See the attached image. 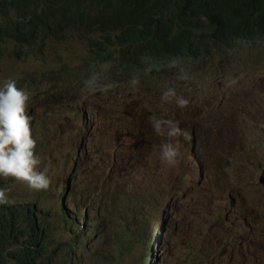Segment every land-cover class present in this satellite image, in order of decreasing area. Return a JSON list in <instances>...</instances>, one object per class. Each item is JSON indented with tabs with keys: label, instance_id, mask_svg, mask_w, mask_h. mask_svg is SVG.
Here are the masks:
<instances>
[{
	"label": "rangeland",
	"instance_id": "obj_1",
	"mask_svg": "<svg viewBox=\"0 0 264 264\" xmlns=\"http://www.w3.org/2000/svg\"><path fill=\"white\" fill-rule=\"evenodd\" d=\"M255 45L243 42L240 50L241 57H228L225 62H219L218 55L210 58L211 60L193 61V76H197V79L202 75L213 77L207 80V85L211 82L209 93L198 96L204 90L201 87L195 92L196 98L176 94L177 91L184 94L188 92V89L182 86L191 82V74L182 71L179 65L177 70L173 61L162 65L160 75L152 74L147 70L148 72L141 73L136 81H130L131 74L120 71L119 67L116 75H119L120 71L121 83H113L114 76L107 72H104L102 77L96 75V78L92 79L97 85L96 92L90 94L85 85L75 84L71 75L63 73L66 65L73 64L72 59L64 57L62 53H66L70 44H53L54 50L45 53L47 61L42 65L4 60L0 67V81L5 78H14L21 82L27 91L29 99L26 105L34 109L35 118L38 121L40 164L37 169H45L54 180L53 191L41 195L25 186L13 185L10 191L11 198L29 202L27 195L41 197L43 201L40 204V211L49 222L55 225L54 242L61 246L65 243L73 245L74 240L71 234L67 233V227L51 219L49 214L52 208L59 209L60 197L64 192L80 206L79 212L84 211L85 201L80 197L85 195L86 191H81L79 186L70 189L66 187L65 181L71 168V159L75 153H82L84 149L77 146L80 136L75 133L72 123L62 120L69 101L58 96L63 89L75 90L82 98L87 97L90 100L89 103L95 102V107L99 110L96 119V137L92 142V155L93 157L102 156V158L98 159L97 173L90 179L99 180L104 168V174L110 177L108 185L114 184L115 189L128 190L127 187L131 185L133 194L156 191L162 196L163 201L156 211L158 218L154 220L157 223V234L167 238L166 248L171 255L168 264L172 263L176 256L183 255L180 249L187 243L195 246L196 254L200 253L202 243L205 244L207 253L211 256L212 251L219 249L225 239L224 236L229 233L232 235L227 241L233 242L234 247L230 249L225 247L223 251L219 249L215 263L212 259L211 262L214 264L240 262L238 258H233V252L241 246L240 252L246 253L242 258V264H264V189L256 187L255 182L258 177L256 169L244 175L241 165L235 158L236 156L244 157L247 166L255 167L264 164V128L254 127V131L259 134L257 141L260 151L252 148L253 138L248 135L251 133L249 125L257 124L248 121L251 117L264 122V77H262L264 54L262 47L255 49L253 47ZM196 70L198 73L195 72ZM177 71L181 72L176 79L174 77ZM24 73L32 75L30 81ZM19 74L21 77L18 76ZM63 79L69 80L70 83L66 86L60 85ZM241 80L250 82L248 89H240L243 86ZM146 83L151 86V90H148ZM175 83L176 87H174ZM169 88L174 89L177 97L187 99L188 104L179 107L175 103V98L162 99V94ZM206 97L212 98L204 108L201 105L205 103ZM152 99L158 100L151 102ZM195 99H197L196 102H194ZM140 108H142L141 115L137 111ZM77 109L80 113L82 106H78ZM113 118L118 122H114ZM129 118L130 122L126 120ZM151 118L177 121L182 132L174 137L157 134L152 129ZM125 130H129L133 137L123 136ZM108 135L113 137L112 149L109 151L107 150ZM192 135L194 144L192 151L189 152L190 142L184 141L192 140ZM118 143L123 148L116 152L114 148ZM163 143H172L177 149L175 163L172 165L164 163L158 155L159 146ZM194 159L205 164V175L200 185H197L199 178L193 163ZM87 174L83 171L81 176ZM240 186L244 189H240ZM229 192L239 198L233 199V203L231 202L228 208L230 211L226 215L225 204ZM219 195L225 196L223 202L218 201L221 198ZM238 200L241 201L242 214L248 217L251 225L248 238L234 234V228L229 226L228 217L237 207ZM212 203L215 210L220 212L218 214H222L223 217L216 219L213 215L209 217L201 215L208 204ZM163 209L166 210V214L164 220L160 222ZM88 222L92 224L90 220ZM71 230L73 231L72 227ZM102 237L105 238V236ZM105 245L108 249V243ZM74 246H78L76 251L84 258H91L99 247L94 239L88 244L80 243L76 239ZM238 252L237 250L236 253Z\"/></svg>",
	"mask_w": 264,
	"mask_h": 264
},
{
	"label": "trees",
	"instance_id": "obj_2",
	"mask_svg": "<svg viewBox=\"0 0 264 264\" xmlns=\"http://www.w3.org/2000/svg\"><path fill=\"white\" fill-rule=\"evenodd\" d=\"M243 42L256 44L255 49L262 47L264 54V0H0V67L8 59L42 65L47 61L45 53L54 50L53 44H70L62 53L73 64L66 65L63 73L71 75L75 84L85 85L90 94L97 88L92 79L102 77L104 72L114 76L113 83H121L120 71L116 75L118 67L135 76L146 70L160 75L162 65L173 61L177 70L179 65L192 74L195 60L215 55L222 62L228 57L240 58ZM24 76L31 80L29 73ZM16 85L23 88L21 82ZM83 101L90 102L87 97ZM113 121L118 122L115 118ZM248 121L264 124L254 117ZM10 185L11 181L0 179L9 200L0 210V264H117L114 241L109 244L101 239L100 229L88 222L91 216L83 221L91 212L80 211L79 216L80 212L68 215L51 209L49 216L66 226L67 232L74 231L75 239L82 243L86 237L84 244H88L94 236L99 245L91 258L82 257L76 250L68 255L72 250L68 243L61 246L53 241L54 226L40 211L39 198L30 202L39 213L40 232L31 233L21 224L16 215L20 205L10 198ZM215 214L213 203L201 212L204 217ZM231 235L224 236L219 249L224 250ZM200 249L197 264L208 258L207 246L202 243ZM219 249L212 251L213 262ZM236 251L233 258L241 262V246ZM153 253L158 255L156 250ZM183 260L193 263L187 257L181 263ZM157 264L167 263L158 259Z\"/></svg>",
	"mask_w": 264,
	"mask_h": 264
},
{
	"label": "clouds",
	"instance_id": "obj_3",
	"mask_svg": "<svg viewBox=\"0 0 264 264\" xmlns=\"http://www.w3.org/2000/svg\"><path fill=\"white\" fill-rule=\"evenodd\" d=\"M218 61L220 62V60ZM122 72H129L131 74L132 78L130 81H136V79H139L141 74L140 73L138 76H135L134 73L130 71ZM145 72L148 71L146 70L142 73ZM195 72L198 73L197 70ZM262 77H264V75ZM211 78L213 77H204V75H202L199 79H197V76H193L191 74V82L182 86L184 89H188V92L184 94L183 92L177 91L176 94L178 96L196 98L195 92L200 90L201 87L204 90H211L210 81V84L207 85V80H210ZM62 81H68V83H70L69 80L63 79ZM258 81L261 82L260 79H258ZM61 83L60 85H62ZM16 84L17 81L14 78H5L0 81V179L4 181H11L10 191L13 185H20L27 187L36 194L41 195L51 193L54 187V180L52 176L48 174L43 168L42 170L37 169L38 164H40V144H38L37 141L38 139L40 140L38 135V121L35 118L34 109L26 105L29 99L27 91L23 88H18ZM241 84L243 86L240 89H248L250 82H244L241 80ZM149 88L150 87H148V90ZM75 93H77L75 90L63 89L58 94V96L69 101L68 109L64 111L62 120L64 122L70 121L72 123L75 128V133L79 134L80 136L77 146L84 149L82 153H75L74 157L71 159V168L65 178L66 187L72 189L76 186H79L81 191H86V194L81 195L80 198L85 201L83 210L92 213L90 217L91 223H103L106 225L119 227L126 220H134L138 216H143L147 207L150 206L149 218H147V220H145L142 224L135 226L124 238L114 242L116 247H119L125 243H137L140 238L145 235L155 239L157 229L156 227H152L151 223H155L156 221L152 219L158 217L157 214L152 216L151 210L153 207L158 210V205L157 203L153 202L155 198L153 192H149L147 194H133L131 185L127 187L128 190H120V188L115 189L114 184L112 186L108 185V179L110 177L104 174V168L102 169L101 178L99 180L94 181L90 179L94 174L97 173L96 169L99 167L97 164L98 159L102 158V156L93 157L92 155V142L96 137V119L99 114V110L94 109L92 105L83 102V100L74 99L73 95ZM66 94L70 95L64 97ZM183 97H177L175 95L174 89L171 88L162 94V99L164 100L175 98V103L179 107H183L188 104V100ZM195 100L197 101V99ZM78 106H82L80 113L77 109ZM150 122L153 131L157 134H166L168 137H174L181 134L182 132L178 126V122L172 119L151 118ZM259 125L260 123H257L252 127L251 133H247L253 138L252 148L254 150L259 149V143L257 141L259 134L254 131V127ZM92 127H95V131L92 130ZM123 136L128 138L133 137L130 131L126 133L123 131ZM112 144L113 137L112 135H108V151L112 149ZM122 148L123 146H120L118 143L114 150L117 152ZM36 151H38V153ZM176 155L177 149L172 143H163L159 146V156L164 163L169 165L174 164ZM241 169L244 175H248L250 171L256 169L258 172V177L255 184L256 187L260 188L261 183L264 182V164L261 166L257 165L255 168L252 166L241 165ZM83 171H86L88 174L82 177L81 173ZM240 189L243 190L244 187L240 186ZM64 194L65 193L61 195L62 200L64 198ZM220 197L221 198L218 201L223 202L225 196ZM34 198L39 197L37 195H27L29 202H21L20 200L11 198L20 205L16 211V215L21 224L25 226L31 233L35 232L34 227L40 228L42 226L39 213L30 202ZM232 201L233 198L229 195L227 203L225 204L226 212ZM8 202L9 200L5 195V190L0 187V210L3 209ZM109 209H111L110 213L102 218H97L94 215L96 212H102ZM58 210H63L68 215H72L74 210H80V206L77 205V203L74 202L70 196H67L64 201L60 202V207ZM165 214L166 211L163 209L160 215V222L164 220ZM232 214L236 219V224L235 226L232 225L233 218L229 216L228 220L230 222V228H234V234H241L245 238H248L249 231L251 229V225L248 222V217L242 214L241 209L238 212L233 210ZM77 218L79 221L80 217L77 216ZM67 233L71 234L74 240L73 242H75L76 239L74 237V231ZM227 243L229 245V249L234 247L233 242L229 241ZM68 244L70 245V249L76 250L78 248V246H74V243L73 245L71 243ZM156 246V243L153 241L150 247L152 253H147L146 259L142 264H157L158 259L163 261V257L165 255H170L167 248L162 250L164 251L163 253L160 251L156 252L158 255H155L153 251L156 249ZM157 247L163 248V246ZM180 250L182 253L189 254L187 260L193 261V264H197L200 253H195L196 248L192 243H187ZM241 253L246 255L245 252ZM177 257L178 256L175 258L177 259ZM182 258L183 255L179 256L178 262L181 261Z\"/></svg>",
	"mask_w": 264,
	"mask_h": 264
},
{
	"label": "bare ground",
	"instance_id": "obj_4",
	"mask_svg": "<svg viewBox=\"0 0 264 264\" xmlns=\"http://www.w3.org/2000/svg\"><path fill=\"white\" fill-rule=\"evenodd\" d=\"M37 80H39V78L37 79ZM17 86V85H16ZM24 90H25V88H23ZM47 96V95H46ZM164 136V135H163ZM170 139V138H169ZM97 140V139H96ZM159 140H161L160 138H159ZM162 141V140H161ZM161 141H159V142H161ZM165 141V140H164ZM163 141V142H164ZM129 146V145H128ZM127 147V146H126ZM151 150V149H150ZM157 151V150H156ZM156 151H155V153H156ZM154 152V151H153ZM149 154V153H148ZM157 154H158V152H157ZM126 155V154H125ZM153 155V154H152ZM159 155V154H158ZM117 156V155H116ZM124 156V155H123ZM154 156V155H153ZM155 156H156V154H155ZM152 156H150V158H151ZM124 158V157H123ZM118 159V158H117ZM129 159V158H128ZM127 159V160H128ZM155 159V158H154ZM135 160V159H134ZM157 161H158V159H156ZM110 161V160H109ZM116 161V160H115ZM104 162V161H103ZM125 162H126V160H125ZM108 163H110V162H108ZM122 163V162H121ZM134 163V162H133ZM152 163V162H151ZM119 165V164H118ZM152 165V164H151ZM172 165V164H171ZM157 166V165H156ZM133 167V166H132ZM153 167V166H152ZM160 167V166H159ZM173 167V166H172ZM107 168V167H106ZM125 168V167H124ZM139 168V167H138ZM156 169H157V167H155ZM174 168V167H173ZM127 169V168H126ZM125 169V170H126ZM153 169V168H152ZM156 169H155V171H156ZM171 169V168H170ZM112 170V169H111ZM141 170V169H140ZM154 170V169H153ZM183 170V169H182ZM67 171V170H66ZM152 171V170H151ZM154 171V172H155ZM68 172V171H67ZM114 172V171H113ZM133 172V171H132ZM140 172V171H139ZM131 173V172H130ZM142 173V172H141ZM152 173V172H151ZM154 174V173H153ZM164 174V173H163ZM109 175V174H108ZM117 175H118V173H117ZM139 175V174H138ZM165 175V174H164ZM176 175V174H175ZM124 176V175H123ZM156 176V175H155ZM171 176V175H170ZM64 177V176H63ZM150 177V176H149ZM168 177V176H167ZM166 177V178H167ZM154 178V177H153ZM157 178V177H156ZM145 179H147V177L145 178ZM161 179V178H160ZM170 179H171V177H170ZM173 179H174V177H173ZM194 179V178H193ZM152 180V179H151ZM150 180V181H151ZM191 180H192V178H191ZM207 180V179H206ZM163 181V180H162ZM169 181V180H168ZM123 182H125V180L123 181ZM145 182V181H144ZM149 182V181H148ZM166 182V181H165ZM128 183H129V181H128ZM143 183V182H142ZM156 183H158V182H156ZM161 183V182H160ZM168 183V182H167ZM148 185H149V183H148ZM166 185H168V184H166ZM200 185V184H199ZM64 186V185H63ZM147 186V185H146ZM168 187V186H167ZM156 189V188H155ZM158 189H160V187H158ZM162 189V188H161ZM67 191V190H66ZM153 192H156V191H153ZM160 192V191H159ZM65 193V192H64ZM228 195H231L232 196V193H228ZM171 196H172V194H171ZM235 198H237V197H235ZM234 198V199H235ZM28 200V199H27ZM37 200V199H36ZM206 200V199H205ZM23 201V200H22ZM207 201V200H206ZM208 203H210V202H208ZM40 204V203H39ZM195 204V203H194ZM49 205V204H48ZM47 205V206H48ZM211 205V204H210ZM210 205L208 204V206L206 207V209L204 210V211H206V210H208L209 208H210ZM42 206V205H41ZM54 207V206H53ZM59 207V206H58ZM44 208V207H43ZM49 208V207H48ZM204 208V207H203ZM201 209V208H200ZM57 210V209H56ZM202 210V209H201ZM62 211V210H61ZM160 211H161V209H160ZM197 211V210H196ZM195 211V212H196ZM203 211V212H204ZM44 212V211H43ZM46 212V211H45ZM57 212H59V211H57ZM56 212V213H57ZM160 213V212H159ZM197 213V212H196ZM199 213H200V211H199ZM218 213H220L219 211L217 212L216 211V214L215 215H213L215 218H219V217H223L222 216V214H218ZM57 215V214H56ZM81 215V212H80V214H79V216ZM48 216V215H47ZM88 216H91V213H89L88 215H86L84 218H83V221H85V219H87V217ZM50 219V218H49ZM51 219H53V218H51ZM174 220V219H173ZM194 220V219H193ZM182 221V220H181ZM195 221V220H194ZM48 222V221H47ZM57 222V221H56ZM171 222V221H170ZM191 222V221H190ZM52 226V225H51ZM83 226H84V228H83V231H85L86 230V228H85V222H83ZM170 228V227H169ZM167 229V228H166ZM185 229V228H184ZM186 231V230H185ZM86 237L84 238V240H83V242L82 243H85V241H86ZM92 239H94V236H92L91 237V239L90 240H88V243L92 240ZM101 239H103V237L101 238ZM80 242V241H79ZM81 243V242H80ZM157 249V248H156ZM155 249V250H156ZM75 250H71L69 253H68V255L69 254H71V253H73ZM157 252V251H156ZM164 251H162V253H163ZM161 253V254H162ZM161 254H159V255H161ZM183 257H188V254H184L183 253ZM160 261H161V259H160ZM215 261H216V259H215ZM214 261V262H215ZM71 262L73 263L74 262V259H71ZM94 264H97V262L95 261V263ZM169 264H178V258L175 260V261H173L172 263H169ZM181 264H193V263H190V262H188V261H185V260H183L182 261V263ZM235 264H242V261L241 262H238V263H235Z\"/></svg>",
	"mask_w": 264,
	"mask_h": 264
}]
</instances>
